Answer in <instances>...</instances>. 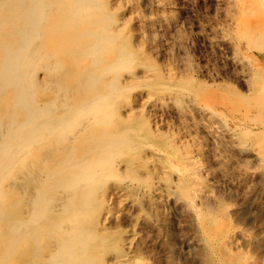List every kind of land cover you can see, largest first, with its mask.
I'll list each match as a JSON object with an SVG mask.
<instances>
[{"label":"rangeland","instance_id":"obj_1","mask_svg":"<svg viewBox=\"0 0 264 264\" xmlns=\"http://www.w3.org/2000/svg\"><path fill=\"white\" fill-rule=\"evenodd\" d=\"M103 1H91L84 13L102 15L104 20L97 26L103 27L107 36L112 32L108 40L101 38L102 45L98 43V46L101 45L98 48L103 50L99 52L102 59L98 57L96 63L93 62L92 52L85 50L87 45L72 41L68 42L69 50L61 48L54 36L55 28L65 15L70 17L71 13L62 7L64 0L44 2L47 11L50 12L54 6L57 10L53 16L54 23L49 19L48 22L43 21L40 35L33 36V44L38 38L34 56L37 55L36 60L35 57L30 60L33 64L29 60L26 62L30 68L25 65L26 72H30L25 74L24 89L28 102L43 108L46 114L42 115V119L45 121L43 132L30 138L33 143L26 141L27 144L19 148V152L16 150L14 155L17 159L14 160L13 155L10 167L0 172V258L3 261L0 264H54L52 260L55 258L69 256L71 259L73 253L74 258L77 254L78 258L88 257L81 260L84 264L87 261V264H264V51L250 47L251 43L245 36L247 30L264 27V0ZM117 41L126 45L120 54L111 49ZM84 50L88 54L81 56ZM56 58H59L58 65H54ZM88 63V72L94 74L92 77L97 80L95 84L88 85V73H84L83 67L79 69ZM101 66L105 69L109 67V71L106 73ZM102 81L106 84L102 85ZM92 99L97 100L98 106L95 109L84 108V103ZM61 102H66L64 107L67 108L61 106ZM73 107H76L77 113ZM101 107L104 108L100 110ZM233 108H237L235 112ZM92 111L93 114H90ZM101 111L103 120L96 119ZM50 112L54 116L61 113L63 120L68 117L67 123L70 124L67 125L65 120V124L57 125L55 130L52 125L56 117ZM62 112L67 115L63 116ZM114 112L119 116L114 117ZM4 116L1 117L0 134L11 121L9 115L5 116L6 119H3ZM93 116V123L87 122ZM71 122L74 124L71 125ZM212 124L218 131L209 129ZM70 125L72 129L67 128ZM51 126L53 129L49 133L46 130ZM102 129L117 133L115 139L119 140V143L115 139L109 142L108 147L113 152L108 154L107 159L102 157L104 162L94 158H101L105 152L97 150L96 146L98 138L101 140L104 133ZM53 134L58 136L57 139L52 137ZM6 136L2 133L0 140ZM54 140L61 141L56 144ZM126 142H130L128 146ZM111 144L115 145L114 148ZM126 150L130 151L127 153ZM84 155L87 158H83ZM62 158H66L64 161L67 164L61 161ZM75 158L82 159L81 162L76 160L80 163L77 162L79 168L82 164L86 168L82 165L79 169L77 164H73L76 163ZM57 160L64 166L63 169ZM87 161L91 165L95 162L90 165L91 170L95 168L92 171L94 174L89 170V164L85 165ZM68 164H71L70 167ZM45 171L50 172L45 174ZM82 171L85 173L80 176ZM59 177L63 181L67 178L73 181L62 182ZM85 178L89 182L87 186L86 181L83 182ZM77 179L81 182L78 180V183ZM51 180L53 183H50ZM54 180L60 182H55L56 187ZM45 185L49 186L48 190ZM35 194H40L39 199H35ZM71 195L79 197L71 200ZM68 198L71 204H68ZM33 199L35 202H32ZM32 204H36V208ZM78 204L81 208L84 206L82 210ZM47 206L49 212L45 208ZM73 206H77V213H74ZM31 208H35L36 212ZM67 209L73 211L68 210L70 213H67ZM49 217L53 218V222L49 223ZM18 218L20 223L16 221ZM55 218L58 219L57 225L54 224ZM31 219H37L36 223ZM68 219L75 222L76 227L70 221L71 228ZM82 222L89 224L83 225ZM8 223L10 227L17 223L13 224V228L19 227L21 232H17V228H11L12 233L8 231L11 230ZM35 227L40 229L37 231ZM46 227L50 228L47 230ZM62 228H67L65 234L63 230H58ZM28 229L33 234L34 229L35 234L42 230L40 238L36 234V244L35 234ZM78 230L84 231L78 234ZM73 232L78 235V239L73 235L77 244L71 238ZM9 234H14L11 241L20 242L17 245L10 242ZM97 237L103 241L97 240ZM14 238L19 240H12ZM79 238H89V241ZM92 239H96L97 243ZM70 242L77 247L73 249ZM58 243L65 247L69 244L73 250L64 247L66 252L57 251V257L55 245ZM81 243L86 246L82 248ZM5 250L12 254H6Z\"/></svg>","mask_w":264,"mask_h":264},{"label":"bare ground","instance_id":"obj_2","mask_svg":"<svg viewBox=\"0 0 264 264\" xmlns=\"http://www.w3.org/2000/svg\"><path fill=\"white\" fill-rule=\"evenodd\" d=\"M47 1V0H46ZM65 2L63 3V5L64 6H62V7H65L66 8V10H68V11H70V13H71V15H69L70 17H68V15H67V17H66V15H65V17H64V19H63V21L60 23V24H58L57 26H56V28H55V35L54 36H56V38L58 39V41H59V43H60V46H61V48L64 50V49H70V48H68L69 46V44H68V42L69 43H71L72 41L73 42H80L81 43V45H87L86 47V49L85 50H87V51H89V52H92L91 54H92V58H93V62L94 63H96V60H98L99 58L98 57H100L99 56V52L101 51V50H103V49H101V48H98L99 46H101L102 44H101V38L103 37V39L102 40H108L109 38H108V36L112 33H109V35L107 36L106 35V32L104 31V29H103V27H100V26H97V24L98 23H100V22H103V20H104V17L102 16V15H93V14H90V15H87V14H84V13H86L87 12V5H89V3L92 1H94V0H64ZM95 1H97V0H95ZM103 1V0H102ZM44 2H45V0H0V124H1V117H2V115H4L5 114V116H10V118H11V121H9V123L8 124H6L5 125V128H4V130L2 131V133L4 134L5 133V136H6V133H7V136L6 137H4L2 140H0V172L2 171V170H4L5 169V167H10V165L11 164H9V162L11 163V162H13V161H10L11 159H13L12 157H13V155H14V152H16V150H17V152H19L18 151V149L19 148H21V147H23V145H25V144H27V142L26 141H31V137H33V136H35L37 133H41V132H43V129H42V127H43V124H44V119H42L43 117H42V115H44V114H46V113H44V111H43V108L42 107H38V106H35V105H33V104H31V103H29L28 102V100H27V98H26V92H25V89H24V77L26 76L25 74L27 73V72H30L28 69V71L26 72V68H25V65H26V62H28V60L30 61V60H32L31 58H33V57H35L34 56V54L36 53L35 51H37V40H38V38L36 39V41L35 42H37L36 44H35V42H34V44L32 43V39H33V36H34V34H39L40 35V31H41V27H42V23H44L43 21H47L48 19V21L49 22H52V23H54V20H53V16L55 15V10H57V6H54V7H52L53 9H50V12L49 11H47V5H45L46 6V8L44 9ZM104 2V1H103ZM106 2V1H105ZM46 3V2H45ZM96 3V2H95ZM94 3V4H95ZM47 4V3H46ZM101 4H103V3H101ZM101 4H96V5H101ZM107 4V3H106ZM98 7V6H97ZM64 8V9H65ZM105 8V7H104ZM95 9H97V8H95ZM101 9H102V7H101ZM103 10V9H102ZM93 11V10H92ZM91 11V13H93ZM101 11V10H100ZM48 12V13H47ZM113 15V14H112ZM72 16H75V17H72ZM113 17H114V15H113ZM51 18V19H50ZM111 19H113V18H111ZM47 21V22H48ZM114 21V20H113ZM112 22V21H111ZM112 23H114V22H112ZM54 25V24H53ZM108 25V24H107ZM106 25V26H107ZM50 26H51V23H50ZM106 26H104V28L106 27ZM108 26H110V24L108 25ZM123 30V29H122ZM121 32V31H120ZM116 35V34H115ZM245 36H246V38H247V40L251 43L250 44V47H253V48H257V49H259V50H261V51H264V27H262V28H260V29H250V30H247V31H245ZM54 38V37H53ZM121 40H124V38L123 39H121ZM106 42V41H105ZM110 42V41H109ZM98 43L99 44H101V45H99L98 46ZM107 43H108V41H107ZM106 43V44H107ZM122 43V42H121ZM120 43V41H117V43L115 44V46H113L111 49H112V51H114V53H118V54H120V53H122L123 52V50L122 49H124L123 48V46L124 45H122ZM126 43H127V40H126ZM128 44H129V42H128ZM127 44V45H128ZM64 45V46H63ZM126 46V45H125ZM124 46V47H125ZM129 46H130V44H129ZM106 47V46H105ZM132 47V46H131ZM130 47V48H131ZM126 49V48H125ZM83 51V53L84 54H82L81 56H83V55H87L88 54V52L86 53V51ZM128 50V49H127ZM129 51V50H128ZM128 51H126V53L128 52ZM74 52V51H73ZM123 54H125V53H123ZM44 57V56H43ZM55 57V56H54ZM120 57V56H119ZM122 57V56H121ZM123 57H125V56H123ZM85 58V57H84ZM101 58V57H100ZM102 59V58H101ZM117 59H119L118 57H117ZM116 59V60H117ZM34 60H36V57H35V59ZM74 60V59H73ZM77 60V59H76ZM103 61V60H102ZM112 61H114V60H112ZM118 61L119 60H117V61H115V62H117V64H118ZM123 61V60H122ZM31 62V61H30ZM59 62V58H56V61L54 62V65H58L57 63ZM89 62V61H88ZM92 62V63H93ZM125 62H127L126 60H125ZM32 63V62H31ZM30 63V64H31ZM79 63V62H78ZM102 63V62H101ZM110 63H113V62H110ZM124 63V62H123ZM122 63V66H124L125 67V65ZM33 64V63H32ZM48 64V63H47ZM126 64V63H125ZM54 65H53V70H55L54 69ZM97 65V64H96ZM107 65H110V64H107ZM119 65H121V64H119ZM118 65V66H119ZM127 65V64H126ZM134 65H136V64H134ZM90 65H89V63L88 64H85V65H83V66H81V67H79V69L80 68H82V70L84 71V73L85 72H87L88 73V75H87V79H86V82H88V85H90L89 83H96V79H94L92 76L94 75H91V72H88L89 71V69H90V67H89ZM93 66H94V64H93ZM26 67H28L27 65H26ZM30 67H31V65H30ZM32 67H34V66H32ZM45 68H47V66H44ZM102 68L103 67H105V66H101ZM113 67V66H112ZM29 68V67H28ZM39 69H40V67H38ZM56 68V67H55ZM101 68V69H102ZM109 69V67H106V69ZM116 68V67H115ZM118 68V67H117ZM120 68V67H119ZM146 68V67H145ZM144 68V69H145ZM30 69V68H29ZM32 69V68H31ZM100 69V70H101ZM105 68H103V70H104ZM105 69V72L107 73V71H109L108 69L106 70ZM125 69V68H124ZM127 69V68H126ZM125 69V70H126ZM41 70H43V69H41ZM112 69H110V71H111ZM113 70H114V68H113ZM44 71V70H43ZM92 71V70H91ZM127 71H129V69L127 70ZM132 71V70H131ZM102 72V71H101ZM114 72V71H113ZM118 72V71H117ZM130 72V71H129ZM47 73V72H46ZM104 73V72H103ZM102 73V74H103ZM116 73V72H115ZM33 74V73H32ZM40 74V73H39ZM48 74V73H47ZM51 74V73H50ZM101 74V73H100ZM31 75V74H30ZM28 76H29V74H28ZM27 76V77H28ZM34 76V75H33ZM32 75H31V77H33ZM81 76H82V74H81ZM91 76V77H90ZM99 76V75H98ZM102 76V75H101ZM116 76V75H115ZM137 77V76H136ZM97 78V77H96ZM118 78V77H117ZM138 78V77H137ZM32 80V79H31ZM113 80V79H112ZM112 80L111 81H109L110 82V84L112 83ZM114 81V80H113ZM118 81V80H117ZM170 81V80H169ZM103 83H102V85H105L106 83H105V81H102ZM114 83V82H113ZM44 84H47V83H44ZM43 84V85H44ZM50 84V83H49ZM52 84V83H51ZM109 84V83H108ZM132 84V83H131ZM48 85V84H47ZM112 85V84H111ZM49 86V85H48ZM116 86H117V84H116ZM26 87V86H25ZM29 87V86H28ZM40 87V86H39ZM46 86H44V88H45ZM65 87H67V86H65ZM88 87V86H87ZM115 87V86H114ZM27 88V87H26ZM48 88H50V87H48ZM118 88V87H117ZM120 88V87H119ZM118 88V89H119ZM178 88V87H177ZM180 88V87H179ZM66 89V88H65ZM64 89V90H65ZM181 89L183 90H185V88H182L181 87ZM43 90V89H42ZM41 90V91H42ZM110 90V89H109ZM108 90V91H109ZM57 92L58 91H60V89L59 90H56ZM66 91V90H65ZM113 91V90H112ZM175 91V90H174ZM259 91V90H258ZM52 92V91H51ZM55 92V91H54ZM57 92H56V94H57ZM220 92V91H219ZM115 93V92H114ZM170 93V92H169ZM191 93V92H190ZM225 93V92H224ZM55 94V93H54ZM62 94H63V92H62ZM106 94H108V92L106 93ZM230 94V93H229ZM237 94V93H236ZM235 94V95H236ZM253 94H255V93H253ZM58 95V94H57ZM95 95V94H94ZM94 95H93V97H94ZM100 95V94H99ZM99 95H98V98H100L99 97ZM103 95V94H102ZM110 95V94H109ZM123 95V94H122ZM222 95H223V93H222ZM237 95H241V94H237ZM55 96V95H54ZM53 96V97H54ZM66 96V95H65ZM72 96V95H71ZM85 96H86V94H85ZM95 96H97V95H95ZM104 96H105V94H104ZM108 96V95H107ZM121 96V95H120ZM120 96H119V98H120ZM233 96V95H232ZM231 96V97H232ZM241 96H243V94L241 95ZM247 96V95H246ZM246 96H244V97H246ZM31 97V96H30ZM53 97H51V98H53ZM225 97V96H224ZM50 98V99H51ZM56 98V97H55ZM67 98H68V96H67ZM122 98V97H121ZM120 98V99H121ZM182 98V97H181ZM264 98V97H263ZM65 99V98H64ZM89 99V98H88ZM91 99V98H90ZM119 99V100H120ZM183 99V98H182ZM200 99V98H199ZM234 99V98H233ZM232 99V100H233ZM54 100V99H53ZM52 100V101H53ZM56 100H58V99H56ZM68 100V99H67ZM107 100V99H106ZM117 100H118V98H117ZM186 100V99H185ZM86 101V100H85ZM97 100H95L94 101V99H92V100H87L84 104V108H86V107H90V109H95L98 105V102H96ZM116 101V100H115ZM114 101V102H115ZM194 101H195V99H194ZM233 101H235V100H233ZM252 101V100H251ZM67 102V101H66ZM66 102H64V103H62L61 102V106H63L64 107V105H66L67 106V104H66ZM100 102H102V101H100ZM99 102V103H100ZM114 102H113V104H114ZM237 102V101H236ZM74 103V102H73ZM199 103V102H198ZM218 103V102H217ZM234 103V102H233ZM253 102H251V104H252ZM42 104H44V102L42 103ZM46 104H48V100H47V103ZM51 104V103H50ZM118 104H120V103H118ZM236 104V103H235ZM234 104V105H235ZM45 105V104H44ZM83 105V104H82ZM100 105V104H99ZM106 105V104H105ZM115 105V104H114ZM238 105V103L236 104V106ZM240 105V104H239ZM239 105H238V107H239ZM47 106V105H46ZM65 106V107H66ZM77 106H79V104L77 105ZM109 106V105H108ZM230 106V105H229ZM64 107V108H65ZM81 108L83 107V106H80ZM111 107V106H110ZM249 107H250V105H249ZM52 108V107H51ZM50 108V109H51ZM61 108V107H60ZM60 108H58V109H60ZM67 108V107H66ZM73 108H75V110L74 111H76V107H73ZM78 108V107H77ZM83 108V109H84ZM102 108H104V107H101V109L100 110H102ZM114 108H115V106H114ZM229 108H231V107H229ZM240 108H242L241 107V105H240ZM45 109H46V107H45ZM68 109H70V108H68ZM78 109H80V108H78ZM88 109V108H87ZM111 109V108H110ZM199 109V108H198ZM228 109V108H227ZM232 109V108H231ZM230 109V110H231ZM237 109V108H236ZM235 108H233V112H235V110H236ZM47 110V109H46ZM45 110V111H46ZM70 110H72V108L70 109ZM84 110H86V109H84ZM117 109L115 108V111H116ZM239 110V109H238ZM58 111V110H57ZM65 111V110H64ZM82 111V110H81ZM242 111V110H241ZM244 111V110H243ZM73 112V111H72ZM76 113H77V111H76ZM90 113V112H89ZM108 113H109V110H108ZM107 113V114H108ZM237 113V112H236ZM238 113H239V111H238ZM241 113V112H240ZM19 114H22L21 116L19 115ZM50 114H51V112H50ZM54 113H52L51 115H53ZM61 113H59V114H57V116L55 115H53V117H56V118H54V124L52 125L53 126V128H55V127H57V125H59V124H62L63 123V121H65V120H63V118L61 117L62 115H60ZM62 114H63V112H62ZM65 114H66V112H65ZM65 114H63V116L65 115ZM70 114V113H69ZM68 114V115H69ZM74 114H75V112H73V116H74ZM81 114H83V113H80V115ZM87 114H88V112H87ZM90 114H93V111H92V113H90ZM114 114H115V112H114ZM216 114V113H215ZM218 114V113H217ZM225 114V113H224ZM67 115V114H66ZM85 115V114H84ZM226 115V114H225ZM5 116H4V118L3 119H6L5 118ZM50 116V115H49ZM86 116V115H85ZM107 115H105V117H106ZM118 117L116 114L114 115V117ZM47 117V116H46ZM65 117H67V116H65ZM69 117H71V115H69ZM75 117V116H74ZM77 117V116H76ZM112 117V116H111ZM244 117V116H243ZM48 118H50V117H48ZM72 118V117H71ZM79 118V121H80V117H78ZM86 118V117H85ZM70 119V118H69ZM83 119V118H82ZM87 119V118H86ZM95 119V116H93L92 118L90 117L89 118V120H87V122H91V123H93L92 121ZM96 119H99V120H103V116H102V111H101V115L99 114V115H97L96 116ZM48 120H51V119H48ZM48 120H46V122L48 121ZM67 120H68V117H67ZM67 120H66V123H67ZM77 122H78V120L77 119H75ZM98 120V121H99ZM106 120H107V117H106ZM129 120V119H128ZM3 121V120H2ZM52 121H53V119H52ZM70 121V120H69ZM72 121H74V120H72ZM105 121V120H104ZM205 121H207V120H205ZM242 121V120H241ZM3 122H5V121H3ZM2 122V123H3ZM51 122V121H50ZM75 122V121H74ZM96 122V121H95ZM106 122V121H105ZM105 122H103V123H105ZM244 122V121H243ZM48 123H49V121H48ZM47 123V124H48ZM72 124L71 125H73L74 123L73 122H71ZM102 123V124H103ZM218 123V122H217ZM63 124H65V122L63 123ZM68 124H70V123H67V125ZM76 124V123H75ZM71 125L70 126H67V128L68 127H71ZM104 125V124H103ZM128 125H130V124H128ZM136 125V124H135ZM141 125V124H140ZM52 126L50 127V128H47V130L46 129H44V130H46V131H48L49 133H50V129L52 128ZM60 126V125H59ZM63 127L65 126V125H62ZM61 126V127H62ZM75 126V125H74ZM47 127V126H46ZM45 127V128H46ZM49 127V126H48ZM62 127V128H63ZM216 126H214L213 124L212 125H210V130H212L213 131V129L215 130V131H218V130H216V128H215ZM233 127V126H232ZM231 127V128H232ZM52 128V129H53ZM73 127H71L70 129H72ZM129 128V127H128ZM139 128V127H138ZM63 129H66V128H63ZM69 129V128H68ZM119 129V128H118ZM126 128H123L122 130H125ZM140 129V128H139ZM230 129V128H229ZM55 130H56V128H55ZM55 130L53 131H51L52 133L54 132L55 133ZM103 130V129H102ZM121 130V131H122ZM129 130H130V128H129ZM141 130H142V127H141ZM231 130V129H230ZM233 130V129H232ZM57 131H58V128H57ZM59 131H61V128H60V130ZM64 131V130H63ZM69 131V130H68ZM68 131H65V132H68ZM64 132V133H65ZM103 132H104V130H103ZM125 132H126V130H125ZM134 132V131H133ZM2 133L0 134V136L2 135ZM63 133V134H64ZM121 133V132H120ZM124 133V132H123ZM61 135H62V133H60ZM59 134V135H60ZM66 134V133H65ZM117 134V133H116ZM116 134H114L113 132H111L110 130H108V132H104V133H102V136L100 137L101 138V140H99V138L97 137V136H95L96 138H98V140H97V142L99 141V143H97V147H98V149L97 150H99L100 151V149L102 150L101 152H103L104 150H105V152L102 154L103 156H101V158H99V156H97V157H94V158H97V160L98 159H100V160H102L103 161V159L105 158V159H107L108 158V154H110V152H113V151H111L112 150V148L111 147H108L109 146V142L110 141H112L113 139H115V135ZM122 134V133H121ZM39 135V134H38ZM58 135V134H57ZM73 135V134H72ZM118 135V134H117ZM117 135H116V137H117ZM62 136H64V135H62ZM119 136H121V135H119ZM124 136V135H123ZM137 136V135H136ZM52 137H54V134L52 135ZM56 137V138H55ZM54 138L55 139H57V137L58 136H55ZM92 137H93V135H92ZM125 137V136H124ZM123 137V138H124ZM141 137V136H140ZM37 138H38V136H37ZM40 138V137H39ZM91 138V137H90ZM119 138V137H118ZM126 138V137H125ZM124 138V139H125ZM53 139V138H52ZM59 139V138H58ZM121 139H122V137H121ZM42 140V139H41ZM115 140H117L116 142L117 143H119V140L118 139H115ZM29 141V142H30ZM55 141V140H54ZM59 141V140H58ZM61 141V140H60ZM59 141V142H60ZM121 141V140H120ZM127 141V140H126ZM131 141V140H130ZM210 141V140H209ZM213 141V140H212ZM32 142V141H31ZM56 142V144H58L59 142H57V140L55 141ZM115 142V143H116ZM132 142V141H131ZM135 142V141H134ZM214 142V141H213ZM33 143V142H32ZM35 143V142H34ZM116 143V144H117ZM125 143V142H124ZM127 143V142H126ZM128 143H130V142H128ZM128 143H127V146H128ZM140 144V143H139ZM111 145H113V144H111ZM110 145V146H111ZM119 145V144H118ZM126 145V144H125ZM229 145H230V143H229ZM27 146V145H26ZM114 146L115 145H113V148H114ZM126 146V147H127ZM25 147V146H24ZM125 147V146H124ZM136 147V146H135ZM72 148H73V146H72ZM72 148H70V149H72ZM110 148V149H109ZM116 148H117V146H116ZM128 148V147H127ZM132 148V147H131ZM130 148V149H131ZM26 149V148H25ZM75 149V148H74ZM74 149H72V150H74ZM118 149H120L121 150V148H119L118 147ZM126 149V148H125ZM22 150V149H21ZM122 150H124V149H122ZM132 150V149H131ZM134 150V149H133ZM259 150H261V149H259ZM23 151V150H22ZM22 151H21V153H22ZM130 151V150H129ZM129 151H125V152H129ZM92 152V151H91ZM90 152V153H91ZM94 152V151H93ZM92 152V153H93ZM116 152H117V149H116ZM73 153V152H72ZM71 153V154H72ZM94 153H96V152H94ZM93 153V154H94ZM127 153H126V155H127ZM259 153V152H258ZM261 153V152H260ZM99 154V153H98ZM117 154H118V152H117ZM21 155V154H20ZM19 155V156H20ZM69 155V154H68ZM85 155H87V154H85ZM85 155L83 156V158H87V157H85ZM100 155V154H99ZM110 155H112V154H110ZM156 155V154H155ZM18 156V155H17ZM105 156V157H104ZM113 156H115V155H113ZM242 156V155H241ZM102 157H103V159H102ZM116 157V156H115ZM115 157L113 158V159H115ZM124 157V156H123ZM260 158H261V156H259ZM16 158V156L14 155V160H16L15 159ZM67 158H68V156H67ZM79 158H82V157H79ZM79 158H77L78 159V161L80 160ZM94 158H92L93 160L92 161H95L94 160ZM121 158V157H120ZM125 158V157H124ZM263 158V157H262ZM40 159V158H39ZM63 159V158H62ZM65 160H66V158H64ZM64 159L63 160H61V161H63V163H65L66 161H64ZM68 159H70V157L68 158ZM67 159V160H68ZM76 158L74 159L75 161L77 160ZM118 159H119V157H118ZM30 160V159H29ZM82 160V159H81ZM81 160L79 161V162H81ZM87 160H89V159H87ZM96 160V161H97ZM58 161V160H57ZM72 162H75V161H73V160H71ZM78 161H76V163H73V164H77V162ZM84 161V160H83ZM113 162H114V160H112ZM72 162H70L69 161V163H72ZM78 162V163H79ZM104 162V161H103ZM108 162V161H107ZM107 162H106V164H107ZM123 162V161H122ZM59 163V161L57 162V164ZM92 163V165H94L95 164V162H91ZM100 163V161H98V164ZM65 164H67V162L65 163ZM64 164V165H65ZM72 164V165H73ZM80 164V163H79ZM82 164V163H81ZM87 164H89L88 163V161H87V163L85 164V165H87ZM102 165H103V163H101ZM111 164V163H110ZM32 165V164H31ZM58 165H60V164H58ZM70 165L71 164H68V166L70 167ZM78 165V164H77ZM83 166H84V164H82ZM82 165H80V168H79V165H78V168L79 169H82L81 167H82ZM91 164H89V166H90ZM91 165V166H92ZM28 166V165H27ZM56 166V164L54 165V167ZM66 166V165H65ZM67 166V167H68ZM89 166H88V168H89ZM91 166H90V171L92 172H94V170H95V168H92L93 170H91ZM16 167V166H15ZM60 167L63 169V167L64 166H61L60 165ZM60 167H59V169H60ZM74 167V166H73ZM85 167V166H84ZM94 167V166H93ZM105 167V166H104ZM20 168H21V166H20ZM75 168H77V166L75 167ZM86 168V167H85ZM114 168V167H113ZM128 168H129V166H128ZM57 169V168H56ZM66 169V168H65ZM69 169H71V168H69ZM73 169V168H72ZM78 169V170H79ZM115 169V168H114ZM130 169V168H129ZM6 170V169H5ZM26 170H28V169H26ZM83 170H85V169H83ZM88 170V169H87ZM88 170V171H89ZM97 170V169H96ZM163 170V169H162ZM7 171H9L8 169H7ZM32 171V170H31ZM51 171V170H50ZM49 171V172H50ZM57 171V170H56ZM77 171V170H76ZM81 171V170H80ZM131 171V170H130ZM133 171V170H132ZM3 172V171H2ZM26 172V171H25ZM30 171H28V172H26V173H29ZM46 172V171H45ZM49 172H46L45 174H47V173H49ZM51 172H53V170L51 171ZM55 172V171H54ZM90 172V173H91ZM92 172V173H93ZM100 172H102V170L100 171ZM79 173H82V174H80V176L82 175L83 176V174L85 173V172H79ZM79 173H78V175H79ZM90 173L88 174L87 173V175H90ZM91 173V174H92ZM95 173H96V171H95ZM104 174H106L107 172H103ZM1 174V173H0ZM4 174V173H3ZM2 174V175H3ZM44 174V176L46 177V176H48V175H45ZM52 174V173H51ZM63 174H65V173H63ZM70 174V173H69ZM68 174V176H70ZM94 174V173H93ZM92 174V175H93ZM97 175L99 174L98 172L96 173ZM112 174V173H111ZM131 174V173H130ZM2 175H1V177H2ZM74 175V174H73ZM78 175H77V177H78ZM66 176H67V174H66ZM80 176L78 177L79 179H80ZM85 176V175H84ZM101 176H103L102 174H101ZM57 177V176H56ZM74 177V176H73ZM75 177H76V175H75ZM74 177V178H75ZM87 177V176H86ZM93 177V176H92ZM123 177V176H122ZM48 178V177H47ZM60 179L62 178V177H59ZM58 178V179H59ZM1 179V178H0ZM63 179V178H62ZM61 179V180H62ZM64 179H65V177H64ZM67 179H70V178H67ZM65 180L66 182L68 181V180ZM79 179H77L76 181L79 183ZM96 179V178H95ZM105 179V178H104ZM15 180V179H14ZM56 180V179H55ZM54 180V186L56 187V183L57 184H59L58 182H56ZM60 180V181H61ZM72 180V179H71ZM71 180H69L68 182H70L71 183ZM79 180V181H78ZM82 180V179H81ZM101 180H103V179H101ZM123 180V179H122ZM125 180H127V178L126 179H124V181ZM19 181V180H18ZM53 180H51L50 181V183H53L52 182ZM65 181H63L62 180V182H65ZM73 181V180H72ZM86 181V178H85V180L83 181V182H85ZM104 181V180H103ZM103 181H101L102 182V184H104V182ZM110 181V180H109ZM119 181H121V180H119ZM35 182V181H34ZM42 182V181H41ZM49 182V181H48ZM56 182V183H55ZM62 182H61V184L60 185H62ZM75 182V181H74ZM73 182V183H74ZM76 182V183H77ZM81 182V181H80ZM108 182V181H107ZM121 182H123V181H121ZM70 183H66L68 186H71V185H69ZM75 183V184H76ZM86 184V186L87 185H89V184H87V183H89L88 181H86L85 182ZM39 184H41L40 183V181H39ZM44 184H45V181H44ZM84 184V183H83ZM46 185H49V184H46ZM45 185V186H46ZM66 185V186H67ZM82 185V184H81ZM52 187H53V185H51ZM58 186V185H57ZM73 186V185H72ZM80 186V185H79ZM103 186V185H102ZM47 187V186H46ZM49 187V186H48ZM47 187V189L46 190H48L49 188ZM61 187V186H60ZM63 187V186H62ZM61 187V188H62ZM82 187V186H81ZM113 187H116V186H113ZM42 188V187H41ZM51 188V187H50ZM90 188L91 187H89V190H90ZM100 188H102V187H100ZM108 189L110 188V187H107ZM112 188V187H111ZM43 189V188H42ZM54 189V188H53ZM69 189H70V187H69ZM68 189V190H69ZM71 189H73V188H71ZM70 189V190H71ZM79 189V188H78ZM38 191L39 192V190H40V187H39V190L38 189H34V191ZM74 190V189H73ZM80 190V189H79ZM94 190V189H93ZM100 190V189H99ZM41 191H43V190H41ZM40 191V193H44V192H41ZM53 191V190H52ZM52 191L50 192V194L52 193ZM60 191V190H59ZM63 191H64V189H63ZM62 191V192H63ZM65 191H67V190H65ZM72 192H74V191H72ZM23 193H25V192H23ZM37 193V192H36ZM54 193H55V191H54ZM53 193V194H54ZM60 193H61V191H60ZM60 193L58 194V195H60ZM84 193H86V192H84ZM84 193H82V194H84ZM88 193V192H87ZM38 194V193H37ZM37 194H35L36 195V197H35V199H39L38 197L40 196V194L39 195H37ZM25 195V194H24ZM23 195V196H24ZM73 195H74V193H73ZM73 195H71V197H73ZM77 195V194H76ZM86 195V194H85ZM84 195V196H85ZM94 195V194H93ZM97 195V194H96ZM44 196V195H43ZM82 196V195H81ZM46 197V196H45ZM76 197H79V196H76ZM76 197H73V198H71V200L72 199H74L75 198V200H76ZM33 198V197H32ZM47 198V197H46ZM49 198H51V196L49 197ZM35 199H33L34 201H32V202H35ZM85 199V198H84ZM83 199V200H84ZM18 201L20 200L19 198L17 199ZM16 200V201H17ZM46 200V199H45ZM91 200H93V199H91ZM17 201V202H18ZM43 201V199L41 200V202ZM48 201V198H47V200H46V202ZM67 201H69V198H68V200ZM45 202V203H46ZM73 202V201H72ZM16 203V202H15ZM36 203H38V201L36 202ZM42 203H44V202H42ZM41 203V204H42ZM77 203V202H76ZM75 203V204H76ZM83 203H85V200H84V202ZM39 204V203H38ZM49 204H50V202H49ZM56 204V203H55ZM68 204H71L70 203V201L68 202ZM87 204V203H86ZM33 205V204H32ZM35 205V206H34ZM33 206L36 208V204H34ZM44 205V204H43ZM51 205V204H50ZM49 205V206H50ZM83 205H85V204H83ZM52 206H54V205H52ZM61 207L63 206L62 204L60 205ZM78 207H80L79 206V204L77 205ZM77 206H75L76 208H77ZM82 206V205H81ZM88 206V205H87ZM74 207V206H73ZM75 207H74V209H75ZM84 206H82V208H83ZM34 208V209H35ZM40 208V207H39ZM45 208H47V210H48V212H49V207L47 206V207H45ZM45 208H43L42 207V209L44 210ZM70 208V207H69ZM81 208V207H80ZM82 208H81V210H82ZM32 209V211L34 210L33 208H31ZM59 209H61V208H59ZM84 209H86V207L84 208ZM47 210H45V211H47ZM68 210H71V211H73V209H67L66 211H67V213H70ZM92 210V209H91ZM37 211H38V209H37ZM61 211V210H60ZM75 211L76 212H74V213H77V209H75ZM34 212H36L35 210H34ZM41 212V211H40ZM62 212V211H61ZM64 212V211H63ZM85 212V211H84ZM83 212V213H84ZM30 213H31V210H30ZM38 213V212H37ZM66 213V214H67ZM90 213V212H89ZM88 213V214H89ZM1 214V213H0ZM44 214V213H43ZM30 215H32V214H30ZM68 215V214H67ZM99 214H97L96 216H98ZM57 216V215H56ZM91 216V215H90ZM94 216H95V214H94ZM15 217V216H14ZM28 217V216H27ZM46 217V216H45ZM21 218V217H20ZM32 218V217H31ZM51 220L49 221V223L50 222H53V218H51V217H49ZM64 218V217H63ZM69 218H70V215H69ZM78 218H80V217H78ZM82 218V217H81ZM94 218V217H93ZM96 218V217H95ZM28 219V218H27ZM45 219V218H44ZM56 219V218H55ZM60 219V218H59ZM62 219V218H61ZM84 219V218H83ZM19 218L18 219H16V221L17 222H21V219L19 220ZM58 219H56L55 221H54V224L55 225H57L56 223L58 222L57 221ZM9 221V220H8ZM15 221V222H16ZM31 221H32V219H31ZM35 221V223H36V221H37V219H35L34 220ZM34 221H32L33 223H34ZM48 221H46L45 223H47ZM57 221V222H56ZM60 221V220H59ZM66 221V220H65ZM65 221L63 222V224L65 223ZM67 221H69V219L67 220ZM70 221H71V219H70ZM69 221V223H68V225L69 224H71V222ZM76 221V220H75ZM10 222V221H9ZM14 222V223H15ZM19 222V223H20ZM40 222V221H39ZM38 222V223H39ZM13 223V224H14ZM26 223H28V222H26ZM74 223L75 222H72V224H73V226H75L74 225ZM79 222L78 221H76V224H78ZM81 223V222H80ZM87 222H85V223H83L82 222V224L83 225H85ZM1 224V223H0ZM9 224V223H8ZM12 224V223H11ZM13 224L11 225V227H10V224H9V228L11 229H16L17 228V232H21V231H18V228L19 227H15V228H13ZM17 224V223H16ZM16 224H14V225H16ZM23 224V223H22ZM22 224H20V225H22ZM25 224V223H24ZM32 224V223H31ZM48 224V223H47ZM87 224H89V223H87ZM18 225V224H17ZM19 225V226H20ZM36 225V224H35ZM42 225L43 224H41V227H42ZM55 225H53V226H55ZM62 225V224H61ZM61 225H60V228H61ZM64 225H66V223L64 224ZM63 225V226H64ZM28 226H29V224H28ZM39 226V225H38ZM52 226V227H53ZM70 226V225H69ZM78 226H79V224H78ZM7 227V226H6ZM37 227V226H36ZM36 227H35V229H36ZM68 227V226H67ZM71 227V226H70ZM76 227V226H75ZM82 227V226H81ZM81 227H80V229H81ZM23 228V227H22ZM21 228V229H22ZM25 229H26V227H24ZM23 228V229H24ZM28 228V227H27ZM32 228H34V226L32 227ZM31 227H30V229H32ZM43 228H44V225H43ZM47 228V227H46ZM50 227H48L47 228V230L49 229ZM58 228V227H57ZM72 228V227H71ZM70 228V229H71ZM12 229L11 230H8V231H12ZM30 229H28V231H30V232H32L31 234H33V229L32 230H30ZM34 229V234H35V231L37 230V229H40V228H37L36 230ZM88 229V228H87ZM6 230V229H5ZM27 230V229H26ZM47 230L45 231L46 232V234H47ZM54 230V229H53ZM57 230V229H56ZM58 230H67V228H62V229H58ZM72 230V229H71ZM4 231V230H3ZM14 231V230H13ZM24 231V230H23ZM38 231V230H37ZM40 231V230H39ZM51 231V230H50ZM64 231V234L66 233ZM72 231H75V229L74 230H72ZM71 231V232H72ZM81 231H84V230H78V231H76L78 234L80 233L81 234ZM1 232V231H0ZM16 232V233H17ZM41 232H42V230H41ZM40 232V233H41ZM12 233V232H11ZM14 233V232H13ZM16 233H14V234H16ZM39 233V234H40ZM70 233V232H69ZM76 233V234H77ZM83 233V232H82ZM14 234H12V236L14 235ZM25 234V233H24ZM24 234L22 235V236H20V237H23L24 236ZM33 234V235H34ZM36 234H38V233H36ZM36 234H35V237L34 236H32V238L34 237V241H35V244H36V239L37 238H40L39 237V234H38V237L36 236ZM72 234V235H71ZM70 235H71V238H73L74 240H75V238L73 237V235H74V232L73 233H71ZM88 234V233H87ZM6 236H8V234H5ZM4 235V236H5ZM29 235V234H28ZM57 235V234H56ZM69 235V236H70ZM1 236V235H0ZM3 236V237H4ZM9 236H11V234H9ZM12 236L10 237V242H13V241H11V238H12ZM46 237H47V235H45ZM75 237H77V239H78V235L76 236V235H74ZM81 236V235H80ZM82 236H85V234H83ZM81 236V237H82ZM89 236V235H88ZM3 237H1V238H3ZM19 237V236H18ZM37 237V238H36ZM64 237H65V235H64ZM92 237H93V235H92ZM6 238V237H5ZM29 238V237H28ZM56 238V237H55ZM71 238H68V239H71ZM91 238V237H90ZM98 238V237H97ZM96 238V239H97ZM22 238H20V240H21ZM72 239V240H73ZM79 239H81V238H79ZM96 239L95 240H93V241H96ZM100 238H98L97 240H99ZM6 240V239H5ZM12 240H19V239H12ZM38 240V239H37ZM82 240V239H81ZM85 240H88L89 241V238L88 239H86L85 238ZM85 240H82V241H84L85 242ZM92 240H90V241H92ZM103 241V239H100V241ZM3 241V240H2ZM16 241V242H17ZM64 241V240H63ZM76 241V244H77V240H75ZM0 242H1V239H0ZM20 242V241H19ZM18 242V243H19ZM66 242V241H65ZM68 243H69V241H67ZM83 242V243H84ZM99 242V241H98ZM3 243V242H2ZM6 243V242H5ZM14 243V242H13ZM17 243V244H18ZM46 243V242H45ZM67 243V244H68ZM71 243V242H70ZM80 243V242H79ZM90 243V242H89ZM96 243H97V241H96ZM104 243V242H103ZM7 244V243H6ZM11 244V243H10ZM9 244V245H10ZM14 244H16V243H14ZM16 244V245H17ZM63 244H66V243H63ZM72 244L73 243H71V246H72ZM82 244V243H81ZM80 244V245H81ZM94 244V243H93ZM3 245V244H2ZM16 245H15V247H16ZM44 245V244H43ZM69 245V244H68ZM66 246L65 247V245H62V243L61 244H57V245H55L56 247H55V249H56V251H55V253L57 252V251H59V252H62V251H65V249H64V247L67 249L69 246ZM80 245H79V247H80ZM83 245H85V244H82L81 246H82V248H84L83 247ZM98 245H102V244H99L98 243ZM12 246H13V244H12ZM86 246V245H85ZM96 246V245H95ZM94 246V247H95ZM15 247H13V248H15ZM75 247H77V246H75L74 245V247L72 246V248L74 249ZM12 248V250L14 251V249ZM51 248V247H50ZM82 248L80 247L79 249L82 251ZM87 248V247H86ZM95 248H98V246L97 247H95ZM69 249H71L70 247H69ZM73 249H71V250H73ZM79 249H78V251H79ZM1 250V249H0ZM7 250H9V246H8V249ZM7 250H5L6 252V254H8L9 252L7 251ZM17 250V249H16ZM21 250V249H20ZM45 250V249H44ZM61 250V251H60ZM77 251V250H76ZM80 251V252H81ZM92 251V250H91ZM2 252V251H1ZM0 252V253H1ZM66 252V251H65ZM74 252H75V250H74ZM79 252V253H80ZM83 252V251H82ZM93 252V251H92ZM39 253V252H38ZM51 253V252H50ZM54 253V252H53ZM67 253H71V252H67ZM76 253V252H75ZM83 253H85V252H83ZM2 254V253H1ZM11 254H12V252H11ZM11 254H8V255H11ZM40 254V253H39ZM57 254V253H56ZM55 254V255H56ZM72 254V253H71ZM88 253H86V255H87ZM53 255V254H52ZM51 255V257H53ZM63 255H65L64 253H63ZM74 257H75V255H74V253L72 254ZM84 255V254H83ZM80 256H81V253H80ZM90 256V255H89ZM4 257H5V255H4ZM7 257V256H6ZM8 257H10V256H8ZM34 257H35V255H34ZM51 257H49L50 259H52ZM57 257H58V254H57ZM59 257H60V254H59ZM62 257V258H61ZM60 258H55V260H52V262L55 264V261H57V264H82L81 263V260H87V258L88 257H85V256H82V257H79L78 258V254H77V258H74V257H71V259H70V257L69 256H61ZM83 257H85L84 259H82ZM91 257V256H90ZM89 257V258H90ZM93 257V256H92ZM121 257V256H120ZM119 257V258H120ZM125 257V256H124ZM9 259H12V258H9ZM54 259V258H53ZM122 259H124V258H122ZM90 260V259H89ZM0 261H1V258H0ZM10 261V260H9ZM41 261V260H40ZM3 261H1V263H2ZM14 262V261H13ZM35 261H33V263H34ZM42 262H43V260H42ZM51 262V263H52ZM88 262V261H87ZM87 262H86V264H87ZM91 262V261H90ZM119 262V261H118ZM11 263V262H10ZM45 263V262H44ZM85 263V262H84ZM83 263V264H84ZM6 264H7V262H6Z\"/></svg>","mask_w":264,"mask_h":264}]
</instances>
